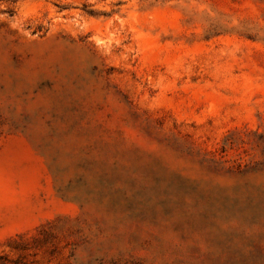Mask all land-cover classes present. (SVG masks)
<instances>
[{
	"label": "rangeland",
	"instance_id": "1",
	"mask_svg": "<svg viewBox=\"0 0 264 264\" xmlns=\"http://www.w3.org/2000/svg\"><path fill=\"white\" fill-rule=\"evenodd\" d=\"M0 264H264V0H0Z\"/></svg>",
	"mask_w": 264,
	"mask_h": 264
}]
</instances>
